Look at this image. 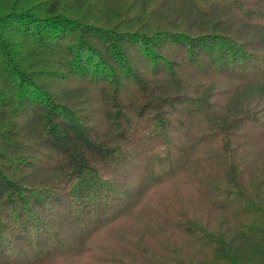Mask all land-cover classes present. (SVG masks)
Here are the masks:
<instances>
[{"label": "trees", "instance_id": "trees-1", "mask_svg": "<svg viewBox=\"0 0 264 264\" xmlns=\"http://www.w3.org/2000/svg\"><path fill=\"white\" fill-rule=\"evenodd\" d=\"M0 264H264V0H0Z\"/></svg>", "mask_w": 264, "mask_h": 264}]
</instances>
